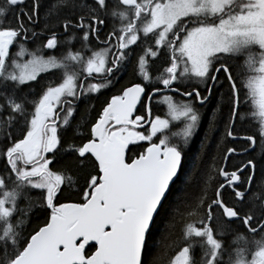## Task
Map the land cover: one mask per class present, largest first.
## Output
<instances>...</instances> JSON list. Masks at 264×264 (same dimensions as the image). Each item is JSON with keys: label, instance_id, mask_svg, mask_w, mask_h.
Returning <instances> with one entry per match:
<instances>
[{"label": "snow or ice", "instance_id": "6c2138e0", "mask_svg": "<svg viewBox=\"0 0 264 264\" xmlns=\"http://www.w3.org/2000/svg\"><path fill=\"white\" fill-rule=\"evenodd\" d=\"M58 28L81 49L50 54ZM165 50L153 79L148 58ZM133 60L143 82L74 124L79 103L114 88ZM48 73L59 80L41 84ZM161 93L163 118L152 108ZM225 103L224 137L250 156L232 171L236 148L208 167L204 148L189 149L203 119L207 146ZM249 117L256 133L237 137L236 119ZM0 161V264H264V0H0ZM81 176L78 201L61 202ZM33 216L44 220L28 232Z\"/></svg>", "mask_w": 264, "mask_h": 264}, {"label": "trees", "instance_id": "16d2710c", "mask_svg": "<svg viewBox=\"0 0 264 264\" xmlns=\"http://www.w3.org/2000/svg\"><path fill=\"white\" fill-rule=\"evenodd\" d=\"M42 27H43V23H41L40 26L36 28V31L39 32ZM108 28H110L109 25L104 31H106ZM58 29H61V28H58ZM58 29H56V31ZM47 35H50V33L45 34V36H47ZM92 42H93L94 48L102 47L99 44V42L94 41V40H92ZM140 46H143V43H140L139 47ZM134 47H135V50H137L139 48L136 46H134ZM138 50L140 53L142 51V47H140ZM165 55H167V50H165L164 54L161 55V60L164 59ZM242 61L243 60L241 58H239L238 60H229L228 61V63L233 66L234 73L237 71H240V68L238 65H239V62H240V64H242ZM162 65H163V63H162ZM162 71H163V67H162L161 72ZM42 76H43V79L41 80V84H46L50 79H55L54 76H56V74L53 76L51 73H48V74H44ZM125 85H127V83H123L122 86H120L121 88L119 87V90L122 89L123 87H125ZM223 91L227 92V89L225 88V89H223ZM117 93H118V90L104 89L99 94H93L92 98H90L89 100L80 102L78 105V111L76 113L74 124L76 122L81 121V116H87L88 115L89 109L92 105L95 106V109H94V111H91L90 115H91V118L94 120V118H96L98 116V113L102 110V107H103L105 101L108 98H110L111 95L117 94ZM90 100H92V102H90ZM225 100H227V96H225ZM241 101H242V96H241ZM215 103H216V98L213 99V103H212L211 107H214ZM205 111L207 114V110H205ZM243 111H244V104L241 103L240 112L244 113ZM228 113H229V106L225 103L224 109H223V114L218 120L217 127H216L215 131H213L210 134V136L206 142L207 143L206 147L201 145V140L204 139L205 132L208 130L207 119L202 120L201 126L198 127V129H197V135L193 138V141L189 144V149H191L192 152H195L197 149L204 148V167H208L213 163V157L216 158L217 166L223 165L224 160L222 159V157L227 152V148H229V147L236 148L237 152H236V154L232 155L230 157V159L227 161L226 167H227L228 171L235 170V168L237 166H240L242 163H245L247 161V159L250 158L249 154L237 155V154L243 152V150L246 146L243 140L233 142L229 137H224V126L228 120ZM238 120H239V118H237L235 121L234 134L237 137H241L239 135H243L242 133H244V131L240 130L237 127L236 124H237ZM80 131L83 132V131H86V129L84 127H81ZM72 134H73L72 132L67 133L66 138H67V136H70ZM252 135H254V134L252 133ZM222 137H223V139H222ZM140 144L142 146L135 149V154H138L139 152L143 151V149L145 147H147L146 142H140ZM218 145H219V148L217 147ZM186 151H188V149H186ZM259 151H260V149H259V147H257L256 153H252L251 155H258ZM128 155L131 157L134 155V153H129ZM2 167H3V161H0V168H2ZM258 177H259V170H258ZM180 183H181L180 181H177L176 188H179ZM82 185H83V177L81 176L78 185H74L70 190L65 186V192L60 198L61 202L78 201L79 198L76 195V193L79 191V189ZM225 199L229 203L231 202V198L229 196H227V194L225 195ZM21 206L23 207L24 205L22 204ZM43 220H44L43 216H33L31 219V223L28 225V232H30L37 225L42 224ZM166 225H167V219L165 217H161L160 220L158 221L159 231H157V233H156L157 236H160L161 232L166 227ZM178 231H179V229L177 228V233H178ZM241 231H244V229L241 228Z\"/></svg>", "mask_w": 264, "mask_h": 264}, {"label": "flooded vegetation", "instance_id": "af4514ba", "mask_svg": "<svg viewBox=\"0 0 264 264\" xmlns=\"http://www.w3.org/2000/svg\"><path fill=\"white\" fill-rule=\"evenodd\" d=\"M8 20L14 24V20H13L11 14H10L9 17H8ZM41 23H42V22H41ZM109 26H110V28H108V29L105 31V33H106L107 31H110V29L112 28V24H111V22H109ZM57 35H58V38H59L61 44H60V46H59L57 49H55V50H51V53H50V54H55V55L59 56V55H61L62 53L66 52V51L68 50L69 47H71V49H72L73 51L78 50V49H81V41L79 40V38L74 39V40L72 41L71 45H67V44L65 43V41L68 39V37H69L70 35H72V32H71V31H70L69 33H65V32L63 31V29L61 28V29H58V30H57ZM44 40H46V36H45V37H42L41 40H37V41L35 42V44H33L31 41H29V47H30V48H31V47H35L36 45H39V44H40L42 41H44ZM93 40L96 41L94 38H93ZM97 42H98V41H97ZM99 44H100V43H99ZM100 45L103 47L102 44H100ZM93 46H94V45H93V42H92V43H91V47H92L94 50H95V49H99V48H94ZM140 47L143 48V47H144V44H143V46H140ZM140 47H139V48H140ZM139 48H138V49H139ZM138 49L136 50L137 53H139V50H138ZM15 50H16V49H15V47H14V48L12 49V51L14 52ZM45 52L48 53L49 50H45ZM90 54H91L90 52H85V55H86V56H87V55H90ZM166 56H167V55L164 56V59H163V60H161V56L158 57V58H156L155 60H153L151 57L148 58V59H149V67H148V70H149L150 74L152 75L153 79H155V78L160 74V72H161V70H162V67L166 66V65H165ZM151 62H152V63H151ZM162 63H163V65H162ZM42 75H44V74H42ZM94 75H95V74H94ZM54 77H55V79L58 81L59 78H60V73H56V76H54ZM83 78H84V77H83V75H82L81 79H83ZM99 81H100V78L97 77L96 79H94V80H90V81H88V82H99ZM118 81H119V82L115 85V87H114V88H111V89L119 90V87L122 86L123 83H127V85H125V86H130L131 83H134V82H140V83L143 82V81H142V78L137 74V72H136V70H135V60H133L132 63H129V64L127 65L126 69H124V70L121 71V73H120L119 76H118ZM121 81H122V82H121ZM128 83H129V84H128ZM161 87H162V85H161ZM120 88H121V87H120ZM149 90H151V89H149ZM164 94H165V93L160 94V95H157V96H155V97L153 98V101H152V108H153V115H154V116H155V115H159V116H161L162 118L165 117V114H166V112H167L166 105H164L163 103H158V101H160V100H158V99L161 98V96L164 95ZM167 94H169V95H175V94H171V93H167ZM91 98H92V96H91ZM175 98H176L178 101L181 100V99H185V98L180 97L179 95H175ZM108 99H110V98H108ZM243 100H244V97H243V94H242V103L244 104V111H243V112H244V113H247V112L250 111V105L244 103ZM90 102H92V100H90ZM141 113H143V108H142L141 106L138 105V112H137V114H141ZM178 125H179L178 123H177V124H173V125H172V130H174ZM236 125H237V127H238L240 130L244 131V133H242L243 135H239V136H241V137L246 136V135H252V133H253V134L256 133L257 124H256V122H254L250 117H249V118H246V119H244V120L239 119ZM154 139H155V138H154ZM156 142H158V140H156ZM233 142H234V141H233ZM244 143H245V142H244ZM245 145H246V144H245ZM245 147H247V145H246ZM246 155H247V154H246Z\"/></svg>", "mask_w": 264, "mask_h": 264}, {"label": "rangeland", "instance_id": "374dc122", "mask_svg": "<svg viewBox=\"0 0 264 264\" xmlns=\"http://www.w3.org/2000/svg\"><path fill=\"white\" fill-rule=\"evenodd\" d=\"M242 60H243V58H241ZM242 63H243V61H242ZM239 65H240V62H239ZM238 65V66H239ZM162 97V96H161ZM158 100H161V98H159ZM174 124H177V123H174ZM180 127V125H178L173 131H175V130H177L178 128ZM147 143V142H146Z\"/></svg>", "mask_w": 264, "mask_h": 264}, {"label": "bare ground", "instance_id": "6f19581e", "mask_svg": "<svg viewBox=\"0 0 264 264\" xmlns=\"http://www.w3.org/2000/svg\"><path fill=\"white\" fill-rule=\"evenodd\" d=\"M232 141H239V140H241V139H237V140H233L232 138H230ZM244 152V151H243ZM242 153V152H241ZM237 155H241L240 153L239 154H237ZM245 155V154H244ZM224 164V163H223Z\"/></svg>", "mask_w": 264, "mask_h": 264}, {"label": "water", "instance_id": "95a60500", "mask_svg": "<svg viewBox=\"0 0 264 264\" xmlns=\"http://www.w3.org/2000/svg\"><path fill=\"white\" fill-rule=\"evenodd\" d=\"M161 94H163V93H161ZM241 155H244V154H246V153H244V152H242V153H240ZM223 165H225V162H224V164Z\"/></svg>", "mask_w": 264, "mask_h": 264}]
</instances>
